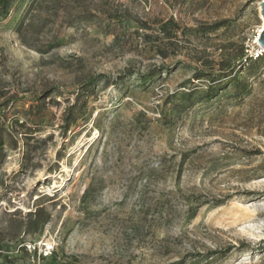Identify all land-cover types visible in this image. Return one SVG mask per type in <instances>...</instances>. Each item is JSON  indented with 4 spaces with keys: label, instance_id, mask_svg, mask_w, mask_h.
<instances>
[{
    "label": "rangeland",
    "instance_id": "obj_1",
    "mask_svg": "<svg viewBox=\"0 0 264 264\" xmlns=\"http://www.w3.org/2000/svg\"><path fill=\"white\" fill-rule=\"evenodd\" d=\"M8 1L0 264H264L262 0Z\"/></svg>",
    "mask_w": 264,
    "mask_h": 264
},
{
    "label": "water",
    "instance_id": "obj_2",
    "mask_svg": "<svg viewBox=\"0 0 264 264\" xmlns=\"http://www.w3.org/2000/svg\"><path fill=\"white\" fill-rule=\"evenodd\" d=\"M260 13L263 19V26L260 30V33L257 38V43L264 50V0H262L260 3Z\"/></svg>",
    "mask_w": 264,
    "mask_h": 264
},
{
    "label": "trees",
    "instance_id": "obj_3",
    "mask_svg": "<svg viewBox=\"0 0 264 264\" xmlns=\"http://www.w3.org/2000/svg\"><path fill=\"white\" fill-rule=\"evenodd\" d=\"M8 3V0H0V13H3V10L7 7Z\"/></svg>",
    "mask_w": 264,
    "mask_h": 264
},
{
    "label": "bare ground",
    "instance_id": "obj_4",
    "mask_svg": "<svg viewBox=\"0 0 264 264\" xmlns=\"http://www.w3.org/2000/svg\"><path fill=\"white\" fill-rule=\"evenodd\" d=\"M263 26V25H262ZM262 49V48H261Z\"/></svg>",
    "mask_w": 264,
    "mask_h": 264
}]
</instances>
